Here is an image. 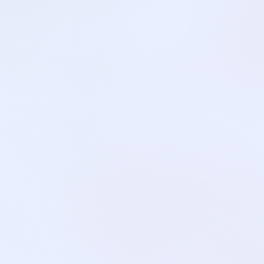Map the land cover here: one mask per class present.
<instances>
[{
    "label": "snow or ice",
    "instance_id": "1",
    "mask_svg": "<svg viewBox=\"0 0 264 264\" xmlns=\"http://www.w3.org/2000/svg\"><path fill=\"white\" fill-rule=\"evenodd\" d=\"M0 264H264V0H0Z\"/></svg>",
    "mask_w": 264,
    "mask_h": 264
}]
</instances>
